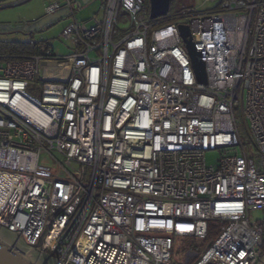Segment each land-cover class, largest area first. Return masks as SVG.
<instances>
[{
    "label": "built area",
    "instance_id": "2783aa9c",
    "mask_svg": "<svg viewBox=\"0 0 264 264\" xmlns=\"http://www.w3.org/2000/svg\"><path fill=\"white\" fill-rule=\"evenodd\" d=\"M199 1L151 19L148 0H104L86 20L71 0L54 2L44 12L67 9L68 55H0L1 229L58 264H172L173 244L204 240L214 222L217 237L186 248L183 264L260 262L264 0ZM238 92L253 154L234 118Z\"/></svg>",
    "mask_w": 264,
    "mask_h": 264
},
{
    "label": "rangeland",
    "instance_id": "374dc122",
    "mask_svg": "<svg viewBox=\"0 0 264 264\" xmlns=\"http://www.w3.org/2000/svg\"><path fill=\"white\" fill-rule=\"evenodd\" d=\"M53 0H26L25 2L14 4L7 7H0V41H31V42H48L54 52L59 55H68L72 46L59 39V34L65 25L70 22V18L64 19L62 15L67 13L65 7H61L59 14L46 15L43 7L50 4ZM64 1V0H63ZM63 1H60L63 3ZM74 8L78 12L76 18L78 20H86L90 18L93 12H100L103 0H73ZM172 5L169 12H176L183 8L201 6L199 0H172ZM147 16L149 17L148 12ZM90 15V16H89ZM61 16V17H60ZM89 16V17H86ZM60 17V18H59ZM82 18V19H80ZM62 19V20H59ZM117 26L121 29L128 27V16L122 10L117 15ZM119 31H116V35ZM243 101L241 93L238 92L237 99L233 106L234 118L237 129L245 149L250 154L252 153L250 137L248 134V125L243 115ZM219 156L218 151H207L205 160L208 165H213ZM59 159L58 157H56ZM41 165L55 167L50 159L41 157ZM55 170V169H53ZM254 218H260L261 213L254 212ZM183 239L177 240L172 247L171 259L172 264H183L184 251L186 248H195V245L201 246L202 240H192L190 246H185ZM24 244V243H23Z\"/></svg>",
    "mask_w": 264,
    "mask_h": 264
},
{
    "label": "water",
    "instance_id": "95a60500",
    "mask_svg": "<svg viewBox=\"0 0 264 264\" xmlns=\"http://www.w3.org/2000/svg\"><path fill=\"white\" fill-rule=\"evenodd\" d=\"M169 7L170 0H148L149 17L151 19L163 17ZM178 31L185 44L195 78L198 83L204 84V64L199 60V53L194 49L189 29L185 25H179ZM0 264H58V261L26 246L16 235L0 228ZM258 264H264V256Z\"/></svg>",
    "mask_w": 264,
    "mask_h": 264
},
{
    "label": "trees",
    "instance_id": "16d2710c",
    "mask_svg": "<svg viewBox=\"0 0 264 264\" xmlns=\"http://www.w3.org/2000/svg\"><path fill=\"white\" fill-rule=\"evenodd\" d=\"M104 1V0H103ZM72 2V1H71ZM172 0H170V7L172 5ZM169 7V9H170ZM170 10H168L169 12ZM76 12V9H75ZM51 46L48 44V42H31V41H0V55H4L9 57L10 59H22L25 56L30 55H39L42 52L49 49ZM221 230V226L214 223L209 222L207 226V235L204 240H202V243H208L212 240H214L218 233ZM186 242H184V245L190 246L193 239H183Z\"/></svg>",
    "mask_w": 264,
    "mask_h": 264
},
{
    "label": "crops",
    "instance_id": "0c3cea01",
    "mask_svg": "<svg viewBox=\"0 0 264 264\" xmlns=\"http://www.w3.org/2000/svg\"><path fill=\"white\" fill-rule=\"evenodd\" d=\"M26 0H0V7H7V6H11V5H14V4H18V3H22V2H25ZM60 1H63V0H53L51 3H54V2H57V3H61ZM72 1V3L74 2L73 0H71ZM50 3V4H51ZM49 5V4H48ZM45 7L46 6H44L43 7V9H45ZM59 11H61V9L59 10ZM77 12H78V5H77V10H76V15H77ZM60 12H56L55 14H59ZM99 13V12H98ZM97 12H93L91 15L93 16V15H95V14H98ZM54 14V15H55ZM60 15L63 17L64 16V19H67L68 17H67V13H65V11H64V14L62 15V13H60ZM60 16V17H61ZM90 16V15H89ZM89 16H86V17H89ZM59 17V18H60ZM80 19H82V18H80ZM88 19V18H87ZM59 20H62V19H59ZM17 41V40H16Z\"/></svg>",
    "mask_w": 264,
    "mask_h": 264
},
{
    "label": "bare ground",
    "instance_id": "6f19581e",
    "mask_svg": "<svg viewBox=\"0 0 264 264\" xmlns=\"http://www.w3.org/2000/svg\"><path fill=\"white\" fill-rule=\"evenodd\" d=\"M3 237V236H2ZM7 238V237H6Z\"/></svg>",
    "mask_w": 264,
    "mask_h": 264
}]
</instances>
